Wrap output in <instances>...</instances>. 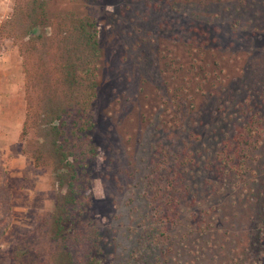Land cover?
<instances>
[{"label": "rangeland", "instance_id": "374dc122", "mask_svg": "<svg viewBox=\"0 0 264 264\" xmlns=\"http://www.w3.org/2000/svg\"><path fill=\"white\" fill-rule=\"evenodd\" d=\"M14 2L0 0V26ZM59 4L98 25L101 59L91 107L98 153L91 191L109 250L118 253L129 244L127 231L144 211L140 194L147 190L151 161L162 158L159 151L152 154L167 144L173 155L192 151L195 161L184 173L191 188L181 191L163 264H264V132L253 130L257 134L249 137L258 141L246 166L257 174L242 180L231 168L237 178L224 183L219 164L222 147L236 149L229 140L239 131L254 124L264 131V0ZM21 65L17 47L0 35V187L9 192L0 264H21L22 245L34 247L37 264H55L41 219L66 186L51 164L35 163L36 130L21 134L26 98L39 104L42 96L38 73L30 92L25 89ZM54 71L45 68L40 75L59 85ZM77 91L78 100L85 97Z\"/></svg>", "mask_w": 264, "mask_h": 264}, {"label": "trees", "instance_id": "16d2710c", "mask_svg": "<svg viewBox=\"0 0 264 264\" xmlns=\"http://www.w3.org/2000/svg\"><path fill=\"white\" fill-rule=\"evenodd\" d=\"M74 1L88 0H15L10 16L0 26V35L13 42L21 57L25 89L30 92L32 77L37 73L36 81L42 89L39 104L26 98L21 134L36 130L34 141H40L33 155L35 163L51 164L58 183L66 186L54 210L41 219L42 235L50 244L55 264H163L167 260L163 254L170 237L169 224L181 213L177 203L181 191L184 187L191 188L185 184L184 173L194 168L193 152L178 156L173 155L171 145L162 144L157 148L152 158L158 151L162 158L151 161L152 169L145 183L147 190L140 194L144 211L138 213V221L127 231L128 247L121 245L118 253L109 250L111 242L100 232L101 222L95 215L97 199L91 191L98 153L91 109L97 97L101 59L98 25L92 17L76 15L59 4ZM80 66L83 68L77 71ZM51 67L61 76L59 85L51 84L46 76L40 75ZM79 87L85 97L82 95L78 100ZM180 116L176 118L177 124H181ZM253 130L264 132L255 124L247 126L232 138L235 142L229 140L236 149H227L226 145L221 148L219 164L225 174V178L221 177L224 183L228 178H237L231 168L242 173L238 175L242 180L255 173V168L248 172L253 166H246L249 152L258 141L255 138L252 144L253 139H249L255 134ZM8 199L9 192L3 185L0 187V236L9 225ZM19 249L21 264H37L32 245H22Z\"/></svg>", "mask_w": 264, "mask_h": 264}]
</instances>
